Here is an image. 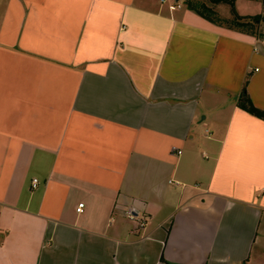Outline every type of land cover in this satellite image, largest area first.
<instances>
[{"label":"crops","instance_id":"obj_1","mask_svg":"<svg viewBox=\"0 0 264 264\" xmlns=\"http://www.w3.org/2000/svg\"><path fill=\"white\" fill-rule=\"evenodd\" d=\"M250 29L180 0H0V264H264Z\"/></svg>","mask_w":264,"mask_h":264},{"label":"rangeland","instance_id":"obj_2","mask_svg":"<svg viewBox=\"0 0 264 264\" xmlns=\"http://www.w3.org/2000/svg\"><path fill=\"white\" fill-rule=\"evenodd\" d=\"M173 0H170V3ZM179 2V1H178ZM235 0H180V3L191 4V6H196L200 10L208 13L214 19L215 22L224 24L232 28H240L241 30H251L253 27V32L259 33L264 31V23L261 25L258 24V21L255 20V17L261 18L259 15H254L256 13L262 12V5L253 1L248 0H237L236 5L232 6ZM206 6V9L202 7ZM189 7V6H188ZM209 10L212 11L211 14ZM240 14H250L251 16H240ZM238 17H241L238 19ZM238 21L249 22L248 24L239 25Z\"/></svg>","mask_w":264,"mask_h":264},{"label":"trees","instance_id":"obj_3","mask_svg":"<svg viewBox=\"0 0 264 264\" xmlns=\"http://www.w3.org/2000/svg\"><path fill=\"white\" fill-rule=\"evenodd\" d=\"M189 8L191 9H194L196 10L199 14H201L202 16L206 17V18H209L211 20H214L212 19V17L210 15H208V13L206 14V12L200 10L198 7H194V6H191V4H188ZM232 6H234V3H232ZM202 7L204 9H206V6L205 5H202ZM212 11L209 10V13L211 14ZM213 13V12H212ZM241 17H238V19H240ZM259 18L255 17V20L257 21ZM239 22V25H244V24H248L249 22H242V21H238ZM253 28V27H252ZM240 106L247 110L248 112H250L251 114L259 117V118H262L264 119V110L263 109H259L257 108L251 101V99L249 97H247V95H244V97L241 99L240 101Z\"/></svg>","mask_w":264,"mask_h":264},{"label":"built area","instance_id":"obj_4","mask_svg":"<svg viewBox=\"0 0 264 264\" xmlns=\"http://www.w3.org/2000/svg\"><path fill=\"white\" fill-rule=\"evenodd\" d=\"M161 3L162 4H168L169 5V8L174 10L177 6H179V2L177 0H173V2L170 3V0H161ZM257 41H264V37L263 36H259ZM38 183V180L37 179H33V186L35 187ZM83 208H84V203H80L78 208H77V211L78 212H82L83 211ZM130 217L131 218H134V216L130 213ZM138 223L140 226H145L146 224V220L144 219H138Z\"/></svg>","mask_w":264,"mask_h":264},{"label":"water","instance_id":"obj_5","mask_svg":"<svg viewBox=\"0 0 264 264\" xmlns=\"http://www.w3.org/2000/svg\"><path fill=\"white\" fill-rule=\"evenodd\" d=\"M177 1H179V0H177Z\"/></svg>","mask_w":264,"mask_h":264}]
</instances>
